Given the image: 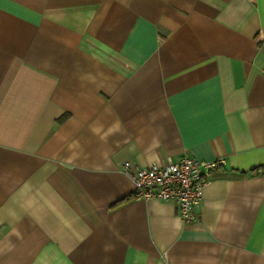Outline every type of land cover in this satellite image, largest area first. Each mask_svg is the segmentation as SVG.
<instances>
[{
    "label": "crops",
    "instance_id": "0c3cea01",
    "mask_svg": "<svg viewBox=\"0 0 264 264\" xmlns=\"http://www.w3.org/2000/svg\"><path fill=\"white\" fill-rule=\"evenodd\" d=\"M264 0H0V264H264ZM222 159L184 224L123 164Z\"/></svg>",
    "mask_w": 264,
    "mask_h": 264
},
{
    "label": "built area",
    "instance_id": "2783aa9c",
    "mask_svg": "<svg viewBox=\"0 0 264 264\" xmlns=\"http://www.w3.org/2000/svg\"><path fill=\"white\" fill-rule=\"evenodd\" d=\"M262 73L264 75V69ZM223 165L222 159L182 157L177 161L168 159L163 164L154 163L148 167L125 162L122 170L133 184L135 199L174 202L180 221L191 224L197 221L196 209L211 173Z\"/></svg>",
    "mask_w": 264,
    "mask_h": 264
}]
</instances>
